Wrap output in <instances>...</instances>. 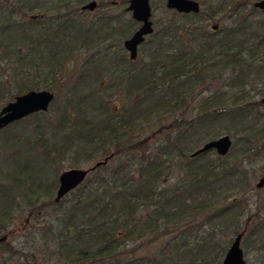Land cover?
Instances as JSON below:
<instances>
[{"label": "trees", "instance_id": "16d2710c", "mask_svg": "<svg viewBox=\"0 0 264 264\" xmlns=\"http://www.w3.org/2000/svg\"><path fill=\"white\" fill-rule=\"evenodd\" d=\"M100 1L95 12H83L85 0H44L42 15L29 17L41 0H0V108L29 92L56 96L50 113L0 133V234L7 238L0 253L19 255L9 243L15 232L9 228L20 204L31 213L29 226L33 216L58 206L52 200L38 206L36 200L51 196L48 184L58 180L51 157L64 149L77 159L101 155L117 162L114 169L109 162L91 173L94 178H87L60 218L58 227L70 231L59 245L60 254H67L65 264H223L238 235L264 234L261 201L249 230L240 227L248 208L240 196L253 171L247 164L264 153L263 100L242 90L232 104L222 103L227 94H221L195 117L178 113L188 97L195 101L193 94L201 95L216 80V69L236 67L232 51L253 39L251 57L263 56L264 33L257 32H264V20L251 22L264 16L253 9L260 0L219 6L217 12L228 13L235 24L229 31L214 32L202 10L199 15L165 10V21L153 24V35L142 45L151 59L143 65L124 49L140 29L126 12L130 0ZM53 3L65 13L49 19ZM108 5L127 9L99 16ZM219 46L221 60L212 63L209 54ZM238 76L246 83L243 70ZM114 97L123 98V105L114 101L111 109ZM161 124L169 127L140 138L146 125ZM222 124L229 128L225 136L235 139L229 155L193 158L215 139L194 143L190 138ZM174 171L187 178L161 189ZM129 243L134 248L126 249Z\"/></svg>", "mask_w": 264, "mask_h": 264}, {"label": "rangeland", "instance_id": "374dc122", "mask_svg": "<svg viewBox=\"0 0 264 264\" xmlns=\"http://www.w3.org/2000/svg\"><path fill=\"white\" fill-rule=\"evenodd\" d=\"M8 1V0H7ZM36 1V0H35ZM197 1L201 5V10L205 14L206 19H208V24L210 25V28L213 30L215 27L218 28V30H232L235 28V24L232 22L230 17H226L225 13H219L217 10H219V6L226 8L228 4H230L229 0H192ZM39 2V1H38ZM42 2V4H41ZM40 6L37 4V11L34 12L32 16H41L42 13L38 11L40 8L43 9L45 6L44 0H41ZM91 2H98L101 3L100 0H85L83 3V7H85L87 4ZM5 3V2H4ZM228 3V4H227ZM53 8L50 13H48V18L53 19L54 17L64 14V10L61 9V7H58V4L54 3L52 4ZM152 5V16H153V24L156 27L158 22L165 21L167 15L166 11L167 4L166 0H151ZM40 7V8H39ZM126 7H119L116 8L115 6L108 5V7L104 10H101L99 12V16L104 14H115L119 15L121 12L125 11ZM88 12V11H87ZM217 12V13H215ZM228 12V11H227ZM131 15V14H130ZM130 17V16H129ZM87 19L92 20L90 15H88ZM264 20V16H254L251 18V22L254 23V25H257L259 22ZM214 31V30H213ZM215 32V31H214ZM218 32V31H216ZM260 36L263 35V30H258L257 32ZM249 38V35L244 36L241 35L239 39L241 40H247ZM257 40L251 39L248 42V45L243 44V46L246 48H242L241 51L235 50L232 51L231 54L237 55L235 57V66H232L230 69H216L215 70V81L210 82L208 86L202 88V93L199 95V91L194 93L193 96L195 98V101H193L190 97H188L187 103H182L181 108L178 114L186 112L187 118L195 117L197 114H199L202 109H206L210 107V103L213 101L215 96H220L221 94H227V96H224L222 98V103L225 102L227 104L231 103L235 100L234 98L238 97V93L242 90H244L246 93L250 94L251 98H256L259 101L264 100V73L260 72V69H264V54L263 56H252L251 48L255 45ZM138 58L136 61H133L136 64H149L151 62V59L149 58V50L145 46V48L142 49V47L139 48ZM248 49V50H247ZM223 51V47L219 46L216 47L213 52H211L209 55L213 58L211 62H218L221 60V53ZM241 52L240 54H238ZM129 58V54L127 52L126 54ZM208 55V56H209ZM246 62V63H241ZM242 66L240 68L238 65ZM5 67V63L2 65ZM242 70L245 72L247 80L246 83L242 82L243 79H240L238 75L242 73ZM264 72V70H263ZM237 78H236V77ZM4 77V76H2ZM258 78H261L262 80H258ZM4 79H7L4 77ZM42 79V78H41ZM40 79V80H41ZM105 83V87L108 86L106 83L108 80L103 81ZM249 82V83H248ZM199 97L197 98V96ZM260 96V97H259ZM120 101V104L123 102V98L118 99L117 97L113 98L112 100L109 99V105L111 106V109L115 108L116 105L114 104V101ZM216 103V102H215ZM221 103H216L215 105L218 106ZM226 104V105H227ZM5 105H7L5 103ZM4 105V106H5ZM123 105V104H122ZM3 107L0 108V112L3 110ZM52 107L49 111L51 112ZM262 115L264 116V108H262ZM161 124L157 126L152 125H146L143 129H141L140 138H152L155 135H158L159 132H161L162 128H168V125ZM229 127V126H228ZM260 128H264V118L263 121L260 123ZM234 129V128H233ZM229 128H227L226 124H222V126H219L218 128L207 130L205 131L201 137H191L189 142L194 143H201L202 140L207 139H220L223 138V136L228 135L227 131ZM233 131V130H231ZM160 137V136H159ZM157 137V139L159 138ZM144 140V139H143ZM232 142H235V139H232ZM53 144H56L58 146L62 145V143L52 142ZM151 144V143H150ZM149 144V145H150ZM154 145V144H152ZM195 146H199L198 144ZM234 146V145H233ZM154 148V147H152ZM63 151L60 152V154H53L52 159L54 162L55 169L58 172V180L57 184H48L49 188H51V196L42 195L36 200L38 206H40L43 203H47L48 201H54L57 198V191L60 187L59 179L61 175L65 172H69L72 170H91L93 167L100 162L105 161V157H101V155H93V158H85L82 157V159H77L76 154H70L67 150L62 149ZM247 150V149H243ZM214 156L213 158L216 159L218 155L214 152L212 153ZM117 162L112 163L110 162L108 165L110 167H115ZM250 168V170H253L252 173H250L251 177L249 178L247 182V192L246 194L240 196L243 201H245L247 210L242 214V220L240 221V227L241 231L247 232L250 228V223L254 220L253 216L257 213L258 205L260 201L263 204V213H264V189L257 190V183L259 180L264 176V153L260 157H257L256 159L252 160L251 165L247 164ZM95 172V171H94ZM93 174V173H92ZM186 173L183 172V174L179 171H174L173 173H170V175L165 176L161 189H171L173 187H176L183 177H186ZM90 179L94 178V175L88 176ZM87 180V179H86ZM86 184V182L83 184V186ZM82 186V187H83ZM80 187V188H82ZM97 187V186H96ZM78 190V189H77ZM73 191L72 194L64 198L60 203H56L58 206H52V208H48L45 211H43L39 215H35L32 217L30 226H29V218L30 212L28 211V208L25 207L23 204H20L21 209H17L15 212V220L14 225L12 224L9 228L12 231H15L14 234L10 238V245L16 250L19 255H7L0 253V264H65L66 262V256L67 254H60L59 252V245L64 243L66 235L70 233V231L64 232L58 227V222L60 218H62L63 213L67 211L72 205L73 201L75 200L74 195H76V191ZM258 191H260V196L258 194ZM62 205V206H60ZM26 208L25 209L23 208ZM26 222H28V225H26ZM32 226V227H31ZM31 227V228H30ZM227 233H230V230L226 231ZM246 234V233H245ZM6 234H0V239L5 237ZM232 236V235H231ZM234 238L231 237V239ZM242 249L245 252V262L247 264H264V248L262 245L264 244V234H260V236H249L247 238L244 236L242 238ZM133 244V243H132ZM131 243H129V248L132 247ZM232 243L229 244L228 249L231 247ZM227 249V251H228Z\"/></svg>", "mask_w": 264, "mask_h": 264}, {"label": "water", "instance_id": "95a60500", "mask_svg": "<svg viewBox=\"0 0 264 264\" xmlns=\"http://www.w3.org/2000/svg\"><path fill=\"white\" fill-rule=\"evenodd\" d=\"M167 9L171 12H177L181 15H199L201 5L192 0H167ZM127 14H131L133 20L140 25V29L131 36V39L124 43V49L129 54L131 61H136L138 58L139 48L151 37L154 33L152 5L151 0H130L128 4ZM98 8L97 3L91 2L83 7V12H95ZM253 9L264 12V0L253 4ZM214 31H218L215 27ZM56 96L49 91L29 92L23 96L15 97L14 102L4 106L0 112V133L17 122L26 120V118L38 113L47 114L50 111L52 104L55 102ZM264 104V100H263ZM234 143L229 136H223L218 140H213L205 144L200 150L192 154L193 158L202 156L203 154L213 153L224 158L229 155ZM112 158L105 159L104 162L97 163L91 170H72L65 172L59 179L60 187L57 191L56 203H60L64 198L73 193V191L83 186L86 179L91 173L97 169L106 166ZM264 189V176L257 183V190ZM242 238L240 234L235 238L233 244L228 250L223 264H247L245 262V252L242 249ZM7 241L6 237L0 239V245Z\"/></svg>", "mask_w": 264, "mask_h": 264}]
</instances>
